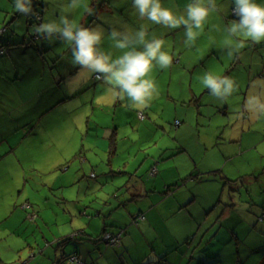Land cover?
<instances>
[{"label": "rangeland", "instance_id": "obj_1", "mask_svg": "<svg viewBox=\"0 0 264 264\" xmlns=\"http://www.w3.org/2000/svg\"><path fill=\"white\" fill-rule=\"evenodd\" d=\"M68 2L32 0V13L22 15L16 10L15 0H0V37L10 38L16 31L28 38L35 26L29 22L31 15H36L35 8H44L45 17L53 15L48 20L67 14L84 27H102L101 48L114 57L122 50L112 46L108 33L112 29L135 31L143 24L149 39L154 36L164 41L162 50L172 57V63L149 73L157 85V94L143 109L130 107L127 97L120 100L103 79L87 70L80 71L72 63L70 46L57 34L48 41L46 62L23 56L19 63L5 65L7 74H0L3 263L17 259L18 252H22V258L27 253V257L28 245L37 256L28 264H43L48 259L38 254L39 249L48 250L50 259L46 264L53 263L55 235H60L62 225L72 227L68 211L74 212L77 221V200L81 207L89 206L91 201L94 208L101 203L92 198V189L66 188L69 172L63 177L62 169L69 166L71 172H76L84 167L97 172L96 166L111 167L109 162L113 160L115 186L151 192L154 217L146 231L126 223L129 228L121 250L106 249L101 241L97 242L102 244L100 251L107 264H236L238 260L242 264H261L264 114L250 98L257 97L264 104V41L244 40L245 47L228 56L223 46L227 36L224 28L230 21H238L230 14L232 0H215L216 11L210 13L203 32L191 44L185 42L183 27L172 31L140 19L132 0H87L93 15L82 8L65 12ZM191 2L161 0L163 7L176 13H183ZM256 3L264 5V0ZM208 72L229 76L237 90L227 98L213 96L201 83ZM44 88L45 113L40 98L28 97ZM28 109L31 110L27 112ZM142 112L145 120L138 118ZM6 127L8 130L3 131ZM108 132L117 133L116 142L101 140ZM106 152L111 155L105 156ZM124 162L140 170L126 174ZM152 163H159L156 177L148 176ZM119 170L124 173L119 174ZM100 178L98 175L90 179L88 175L86 182H98ZM27 201L37 209L38 220L25 219L24 224L13 221L20 215L15 210ZM118 211L121 210L114 212L116 216ZM66 217L70 222L61 221ZM105 221L110 230L119 227L111 223L108 213ZM102 227L99 225L93 233L98 235ZM81 233L63 237L76 238ZM72 247L69 245L67 250Z\"/></svg>", "mask_w": 264, "mask_h": 264}, {"label": "clouds", "instance_id": "obj_2", "mask_svg": "<svg viewBox=\"0 0 264 264\" xmlns=\"http://www.w3.org/2000/svg\"><path fill=\"white\" fill-rule=\"evenodd\" d=\"M232 2V12L239 19L230 21L224 28L227 36L223 46L228 49L229 57L245 47L244 40L264 41V5L256 3V0ZM132 5L140 19L168 29L183 27L185 42L189 44L201 35L210 13L216 11L215 0H192L183 13L163 7L161 0H132ZM15 7L22 15H30L32 0H15ZM81 8L88 15L94 14L87 0H69L64 11ZM33 31L37 34L47 33L49 41L54 33L57 34L63 43L70 46L72 63L80 71L87 70L97 79H103L115 96L120 100L127 97L130 107L134 109H143L157 94V85L149 76L153 68L165 69L172 63V57L162 50L164 41L154 36L149 39L148 29L143 24L135 31L112 29L108 33L112 46L122 50V54L116 57L101 48L104 37L102 27H84L70 20L67 14L35 25ZM201 83L215 97L227 98L237 90L232 78L211 72L205 73ZM250 99L256 101L261 114H264V104H260L257 97Z\"/></svg>", "mask_w": 264, "mask_h": 264}, {"label": "crops", "instance_id": "obj_3", "mask_svg": "<svg viewBox=\"0 0 264 264\" xmlns=\"http://www.w3.org/2000/svg\"><path fill=\"white\" fill-rule=\"evenodd\" d=\"M232 15V10L231 13ZM53 15L50 14V16L45 17V12L43 14V18H42V23L43 22H47V20L49 18H51ZM233 17V15H232ZM168 30V29H167ZM172 31H175L173 29H169ZM16 31H12V36L10 38L6 37L7 41L9 40H13L14 35H16ZM42 36H47L46 33H42ZM5 40V38H4ZM8 44V43H7ZM21 57V56H20ZM20 57H17L15 52L12 50H10V55L8 56H4L2 58H0V63H4L5 65H11L12 63H17V59H19ZM22 58V57H21ZM206 89H204L205 91ZM194 94V93H193ZM31 96L34 97V99H39L40 98V103L44 104L46 102V96H41L39 95V93H34L33 95L29 94L28 97L30 98ZM31 101H27V103H30ZM32 103V102H31ZM37 104V103H34ZM53 109H55L53 107ZM110 133L108 132V134L106 135V137H101V140H108L109 143L111 141L116 142L117 141V133ZM114 137V138H113ZM104 143V147L105 149H107V143ZM109 156L111 155L110 153L106 152L105 156ZM116 160V159H115ZM82 162H86V160H83ZM125 163V168L124 170L126 171V174H130L133 175V173L135 171H139V168H132L130 167V164L128 162H124ZM115 163L113 162V160H111L109 162V165H111V167H104L102 166V164H99V166L97 168V172H94L96 174V178H92L91 177V173L93 171H91L92 169H86L84 167L78 168L76 172H71V169H69L68 171H66V169L62 170L64 173V176H66L67 172H69V177L67 178V187L66 188H72V190L74 191L75 188H83V187H87L88 189H92L94 190V195H92L94 200H101V203L96 205L95 208L92 205V202L89 204V206L87 207H81V205L79 204V200L76 201V207H78L77 210V214H78V218L77 221L75 219L74 216V212H69L70 214V218L71 221L70 222V218L66 217V218H62L61 221H65L69 220L70 224L72 225V227H66L65 225H62L61 227L58 226L59 228V232L60 235H55L54 240H60L62 238H64L63 236L67 233L71 234L73 232H82L83 235L80 237L79 242L75 245H73V247L69 250H67L66 248V254H71L73 252H78L83 259L87 262V264H107L105 261L106 256L104 257V254L101 253L100 251V247H101V243H97L100 240L98 239L101 234L103 232H111V233H116L120 230H124V235H123V239H125V236L128 232V224H130V226L132 227H137V229H141V230H147V224L148 222L151 224V222L153 221V217H154V206H153V194L146 192L144 189L142 188H137L133 191H130L129 189H120L117 188L115 186V182H114V165ZM120 163H117V165H119ZM146 167L149 166L148 162H144L143 163ZM142 164V165H143ZM159 165V163H158ZM157 165V166H158ZM156 166V164H151L149 169L147 170V172L149 173L150 169L152 167ZM121 169V168H120ZM123 172H120V170L118 171L119 174H123ZM89 175L90 179H97L98 175H100V179L97 182H86L87 180V176ZM149 177H152L148 174ZM156 177V176H154ZM65 179V178H64ZM101 184V185H99ZM63 188V187H61ZM64 195V194H63ZM141 198V199H139ZM139 199V200H138ZM134 201V202H133ZM136 203V206H132L133 203ZM27 203H30L27 201ZM25 204V203H24ZM31 204V203H30ZM23 204L21 205V208L15 210V212L20 213L19 216H16L14 218L13 221L15 222H19L20 220L23 221V224L25 223L24 220L28 219V213L27 211H25L22 208ZM84 208V209H83ZM124 208V210H122ZM37 210V209H36ZM117 210H121L118 211L119 212V216L115 215L116 213H114ZM108 213L109 216H111V220L115 225L119 226V227H115L113 230H110L107 228L106 226V214ZM137 213H142L145 216L144 220H141L137 223L133 222V218L136 216ZM102 219H104V222L102 223ZM38 220V217L35 221ZM58 220H55V222H57ZM100 221V222H99ZM32 222V221H30ZM95 222V223H94ZM128 223V224H126ZM56 224H59L58 222ZM97 225L99 227V225H102L103 227L100 229V233L98 235H95L93 233V231L96 229L97 230ZM150 226V225H149ZM74 228V229H73ZM15 232V231H13ZM71 232V233H70ZM99 232V231H98ZM137 233V232H136ZM92 234V235H91ZM136 236V235H134ZM92 238H96V240L92 239ZM122 239V241H123ZM54 241V242H55ZM86 241L89 243L87 244ZM125 246H127V243L125 244ZM29 252H28V256L26 257V254L24 255V258L21 257L22 252H18L17 259H13L11 261H7V263H3L4 260L2 259V253L0 251V258L2 260H0L1 264H12V263H21V264H28L29 261H31L30 256L31 254H33V251L35 250L34 248L30 247V245H28ZM94 248V249H92ZM117 248H119V250H121L122 248H124V244H120V246H118ZM104 249V248H103ZM15 251V250H14ZM36 251V250H35ZM99 253V256L97 255V253ZM48 250H43V249H39L38 254L39 255H43L46 256L48 259L44 260L43 264H46V261L50 259ZM123 253V252H122ZM14 254H16L14 252ZM47 254V255H46ZM30 255V256H29ZM36 255V254H35ZM60 252L55 250V254L54 257L52 259L51 264H60L59 258H60ZM16 258V257H14ZM27 258V261H25ZM65 261V259L63 260V262ZM9 262V263H8ZM38 262V260L36 261ZM62 264V263H61Z\"/></svg>", "mask_w": 264, "mask_h": 264}, {"label": "trees", "instance_id": "obj_4", "mask_svg": "<svg viewBox=\"0 0 264 264\" xmlns=\"http://www.w3.org/2000/svg\"><path fill=\"white\" fill-rule=\"evenodd\" d=\"M43 7H45V5H43ZM44 12H45V9L44 8H42L41 11H38L35 8L36 15H31V20H29V22H31V23H33L35 25H39L40 23H42V18H43L42 16H43ZM232 15H233L234 18L239 19L237 16H235V14L233 12H232ZM30 32H31V29H28V33H30ZM53 35H55V33ZM46 37L47 36H42V34L32 33V35H29L28 36V38H30V39H28L26 37L25 38L24 37H21L20 35H18V33H16V35H14L13 40L7 41L6 40L7 38H5L4 36H1L0 37V58L4 57L5 55L9 57L10 50L13 49V51L15 52V54H16L17 57H20V56L21 57H23V56H25V57L26 56H29L32 59H37L38 61H42L44 63V62H46V60L44 58L45 55H46V52H47L46 47L50 45V42H48L49 40ZM4 38H5V40H4ZM53 38H54V36H53ZM53 38H52V40H53ZM50 48L52 49V47H50ZM21 57L19 59H17V63H19V61L21 60ZM30 58H29L28 62L30 61ZM54 59H57V56ZM54 61L56 62V60H52V63ZM52 66H54V65H52ZM51 68H55V67H51ZM1 73H6L7 74V69L5 68V64L4 63L3 64L2 63L0 64V74ZM0 78H3V77H1V75H0ZM45 90H46V88L41 89L37 93H39V95H41V96H46L45 95ZM43 106H44V111L43 112L45 113V111L47 110L46 109L47 102H45L43 104ZM29 110H31V109H28L27 112H29ZM43 112H42V115H43ZM25 113H26V109H25ZM140 114L141 113H138V118L140 120H145V114L142 112V114L144 115V119H141L140 118ZM29 119H30V116H29ZM2 130L3 131H7L8 128L6 127V128H3ZM13 132H16V131H13ZM26 134H29V132H26ZM114 134H113V136H114ZM157 165H158V163L156 164V166H154V167H152L150 169V171L148 173L150 176L154 177V176L157 175ZM67 167L68 168L66 169V171H68L69 169H71L69 166H67ZM65 168L66 167H64L62 170H64ZM153 170H155V174L152 175V171ZM95 176H96V174L94 172H92L91 173V177L92 178H96ZM27 206H29V208H27ZM22 208L25 211H27L28 216H30V215H36L35 214V212H36L35 207H33L32 204L25 203V204H23ZM141 215L144 216V214H142V213H137L136 216L133 218V222L134 223H137V222H139L141 220H144L145 219V216H144L143 219H141L140 218ZM28 219H29V221L36 222L35 220L37 219V216H36V219H34V220H32L29 217H28ZM107 233H110V234H119V233H121V241H120V243L118 245H114V246H108V245H106L105 242H103L102 237H103V235H105ZM82 235H83V233H81L80 235H78L74 240L69 239V237H64V238H62V239L57 240V241L54 242L55 243V246H56L55 250L58 251V252H60V255H61L60 258H59V261H58V262H60V264L61 263L62 264H68V258L70 256L74 255V254L80 255L78 252H73L71 254H66V248L69 245H74V244L76 245L79 242V239H80V237ZM123 235H124V230H120V231H118L116 233L103 232L98 239L105 245L106 249H109V248H115V247L120 246V244L122 242V239H123ZM203 240L200 241L199 244L197 245V248L198 249L201 248V244L203 243ZM36 257L37 256L35 255V253H33L30 256V259L33 261ZM64 259H65V261L63 262ZM238 262H241V261L238 260ZM238 262L236 264H238ZM241 264H242V262H241ZM261 264H264V258L262 259Z\"/></svg>", "mask_w": 264, "mask_h": 264}, {"label": "built area", "instance_id": "obj_5", "mask_svg": "<svg viewBox=\"0 0 264 264\" xmlns=\"http://www.w3.org/2000/svg\"><path fill=\"white\" fill-rule=\"evenodd\" d=\"M140 118L144 119V115L142 113L140 114ZM153 174H155V170L152 171V175ZM27 208H29V206H27ZM29 218L34 220L36 219V215H30ZM140 218L143 219L144 216L141 215ZM74 238L75 235L69 236V239L71 240H74ZM120 239H121V233L115 235L107 233L102 237L103 242H105V244L108 246L118 245L120 243ZM68 264H87V262L83 259L81 255L74 254L68 258Z\"/></svg>", "mask_w": 264, "mask_h": 264}]
</instances>
